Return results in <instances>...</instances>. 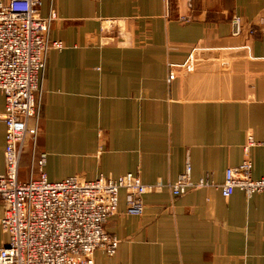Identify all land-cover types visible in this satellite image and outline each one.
I'll return each mask as SVG.
<instances>
[{
  "label": "crops",
  "instance_id": "crops-1",
  "mask_svg": "<svg viewBox=\"0 0 264 264\" xmlns=\"http://www.w3.org/2000/svg\"><path fill=\"white\" fill-rule=\"evenodd\" d=\"M39 1L41 17L56 15L49 43L62 44L50 49L41 86L35 154L47 156L48 181L132 173L150 188L137 217L119 193L104 225L117 251L95 252V264H264V194L219 189L244 160L253 179L264 176V0ZM193 48L196 71L177 70ZM4 146L0 119V172ZM186 167L191 184L214 187L172 196L166 185ZM6 242L0 228V248Z\"/></svg>",
  "mask_w": 264,
  "mask_h": 264
},
{
  "label": "built area",
  "instance_id": "built-area-1",
  "mask_svg": "<svg viewBox=\"0 0 264 264\" xmlns=\"http://www.w3.org/2000/svg\"><path fill=\"white\" fill-rule=\"evenodd\" d=\"M39 12V0L0 2V93L4 100L0 119L5 125L0 228L7 236L0 248V264H95V252L110 257L117 251L119 240L109 236L104 225L116 215L119 193L125 194L126 214L139 216L143 213L142 197L150 188L132 173L116 178L100 176L92 181L77 176L48 181L44 171L47 156L35 155L36 128L29 129L28 122L34 120L37 126L47 56L51 48L59 50L62 44L49 43L54 11L50 9L46 17ZM233 24L237 36L241 33L240 19L234 18ZM200 62L195 48L180 69L192 73ZM172 80L170 73L168 82ZM30 134L32 154L27 177L20 181L19 165ZM251 146L254 142L249 138L245 155ZM250 172L248 160L227 169L219 187L221 195L227 198L235 190L247 198L264 194V176L253 179ZM203 186L210 185L206 180L191 184L189 167L175 183L167 184L173 196Z\"/></svg>",
  "mask_w": 264,
  "mask_h": 264
},
{
  "label": "rangeland",
  "instance_id": "rangeland-1",
  "mask_svg": "<svg viewBox=\"0 0 264 264\" xmlns=\"http://www.w3.org/2000/svg\"><path fill=\"white\" fill-rule=\"evenodd\" d=\"M238 18V17H237ZM193 49H195V48H193ZM192 49V50H193ZM191 50V51H192ZM190 51V52H191ZM189 52V53H190ZM189 53H188V55H189ZM188 55H187V58H188ZM187 58H186V60H187ZM186 60H185V62H186ZM184 62V63H185ZM181 66H183V64H181L179 67H178V69L177 70H180V71H182V72H185V73H188V72H186V71H184L183 69H180L181 68ZM169 69V71H168V76H167V83L168 84H171L173 81H174V78H175V74H176V72H177V70L175 71V70H172V66H170V68H168ZM170 73H172L173 74V80L171 81V82H168V80H169V76H170ZM189 74V73H188ZM41 94H42V92H41ZM40 99L41 98H39V113H38V118H37V126H35V121H34V125L30 128L29 127V129H31V130H33L34 128H36V137H35V147H36V144H37V140H38V130H39V128H38V123H39V119H40V114H41V101H40ZM31 135V134H30ZM27 141L25 140V147H24V149H23V153H22V158H21V161H20V165L21 164H23V163H21L22 161H25L27 164H23V166H21V172L24 174V175H26L27 176V172H28V166H29V162H28V160L30 159V156H31V154H32V142H33V140H32V135H31V137L30 136H27ZM30 139V140H29ZM30 143V144H29ZM29 146V147H28ZM26 147H28V148H26ZM36 151H34V153H35ZM36 155V154H35ZM20 165H19V167H20ZM185 173V172H184ZM183 173V174H184ZM182 174V175H183ZM137 175V174H136ZM121 176V175H120ZM100 177V176H99ZM98 177V178H99ZM79 178H81V177H79ZM98 178H96V179H98ZM82 179V178H81ZM96 179H94V180H96ZM86 181V180H85ZM92 181V180H91ZM141 181V180H140ZM207 181V180H206ZM199 183V182H198ZM197 183V184H198ZM197 184H195V185H197ZM208 184L210 185V186H203V187H201V188H204V187H214L209 181H208ZM166 188H167V190L170 192V194L173 196V194L171 193V191L169 190V188L167 187V185H166ZM193 189H197V188H194V187H192V188H189V189H187L183 194H181V195H179V196H182V195H184L187 191H189V190H193ZM117 213H118V209H117V212H116V215H117ZM125 214H126V211H125ZM115 215V216H116ZM126 215H128V214H126ZM142 215V214H141ZM141 215H139V216H141ZM128 216H131V215H128ZM134 217H137V216H134ZM0 220H1V218H0ZM105 230V229H104ZM106 232V231H105Z\"/></svg>",
  "mask_w": 264,
  "mask_h": 264
}]
</instances>
